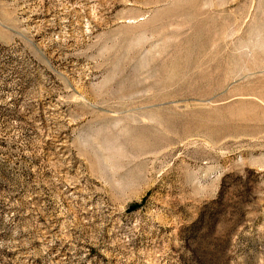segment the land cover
Masks as SVG:
<instances>
[{
    "label": "rangeland",
    "instance_id": "1",
    "mask_svg": "<svg viewBox=\"0 0 264 264\" xmlns=\"http://www.w3.org/2000/svg\"><path fill=\"white\" fill-rule=\"evenodd\" d=\"M0 264H264V0H0Z\"/></svg>",
    "mask_w": 264,
    "mask_h": 264
}]
</instances>
